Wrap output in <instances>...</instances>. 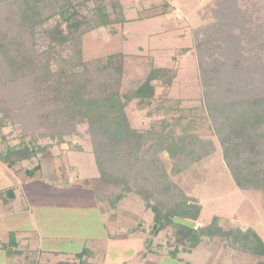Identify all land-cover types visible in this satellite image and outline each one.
<instances>
[{"label":"trees","instance_id":"16d2710c","mask_svg":"<svg viewBox=\"0 0 264 264\" xmlns=\"http://www.w3.org/2000/svg\"><path fill=\"white\" fill-rule=\"evenodd\" d=\"M211 16V23L194 31L191 47L206 119L236 188L264 190V24L243 11L239 0H216ZM125 22L119 0H0V132L8 117L20 131L0 162L10 169L40 155L36 166L23 171L33 179L43 164L57 160L54 146L82 152L68 142L79 136L90 145L98 171L82 184L110 210L129 195L139 197L152 213L147 243L170 231L172 258L204 246L205 264H264V242L256 231L222 224L217 217L202 224L201 206L170 178L213 151L212 142L190 130L197 118L184 115L179 101L168 105L157 94L158 84L172 86L176 71L152 67L129 80L123 53L83 59V36ZM131 102L149 118L163 116L148 129H135L126 115ZM42 139L50 143L40 145ZM73 171L63 162L57 168L66 182ZM14 199V189L0 190L4 205ZM15 245L13 237L0 241V250L10 252ZM87 255L84 248L59 264H100Z\"/></svg>","mask_w":264,"mask_h":264},{"label":"rangeland","instance_id":"374dc122","mask_svg":"<svg viewBox=\"0 0 264 264\" xmlns=\"http://www.w3.org/2000/svg\"><path fill=\"white\" fill-rule=\"evenodd\" d=\"M119 1L126 22L122 26L99 28L83 36V59L88 61L114 53H123L127 57L126 70L129 80L144 77L152 67L172 68L176 71L171 87L156 84L157 94L159 98L167 99L168 105L179 101V108L183 109L184 115L197 118V124L190 130L201 139L212 142L213 151L210 156L189 165L186 170L170 178L188 197L201 206L202 224H207L211 218L217 217L222 224L236 226L243 231L253 229L264 242V190L236 188L223 162L219 143L211 133V125L206 119L207 112L201 99L202 89L198 80L197 61L191 48L193 33L212 22L211 10L216 0ZM239 7L252 13L255 21L264 24V0H239ZM111 31L114 33L109 35ZM188 47L191 50L186 55L176 54L179 49ZM174 56H177V59L173 58ZM126 115L131 126L139 130L148 129L153 119L163 116L160 114L158 117L149 118L145 110H139L134 102L126 107ZM8 119L9 123L0 132V153L4 152L8 145L16 144L20 136L17 126L11 124L10 117ZM181 128L178 127L176 132L180 133ZM84 129L85 126L78 127L80 133H83ZM68 142L72 145L78 144L83 151L70 150L68 144L54 146L52 153L57 160L50 167L43 164L41 172H37L33 179H28L23 171L36 166L40 161V155L10 169L0 162V190L12 188L15 194V199L9 205H4L0 201V241L7 243L13 237L16 243L10 252L0 250V264H47V259L48 262L56 264L65 262L70 259L69 256H65L66 254L72 253L70 256H73L81 251L83 229L94 235V243L99 247L98 253L92 248L91 240L87 241L83 249L88 251L89 262L95 257L100 259L109 257L115 260L118 256L122 259L130 254L135 256V252L127 251L119 245L104 247L107 237L98 211L81 210L77 207L30 208L26 202V195L91 196L89 188L82 184L83 180L98 175L90 145L81 137L74 135ZM39 143L44 145L50 142L42 139ZM161 160L170 173L171 164L166 156L162 155ZM61 162L65 168L70 166L74 169L67 182L62 180L57 172ZM51 172H55V176L50 174ZM117 208H120L126 217H118L117 221L108 222L113 232L116 231L117 224L125 228L142 225L145 227L144 237L150 238L148 226L152 223V213L145 209L144 202L139 197L129 195ZM48 233L53 238L47 241L41 238L39 240L40 236L44 234L46 236ZM138 235L143 237L142 231H139ZM170 235V231H163L153 238L154 248L156 250L162 248L163 252L169 254L173 247L172 241L169 240ZM73 238L75 239L72 240ZM41 240L43 242L41 250L58 249L62 252L59 253L61 255L55 258L49 254H42L36 248L38 243L41 244ZM218 253L222 254V250ZM208 257L209 251L206 247L200 246L190 253L180 252L181 263L172 261V257L170 259L165 257L157 264H205ZM135 260L132 258L130 263Z\"/></svg>","mask_w":264,"mask_h":264},{"label":"crops","instance_id":"0c3cea01","mask_svg":"<svg viewBox=\"0 0 264 264\" xmlns=\"http://www.w3.org/2000/svg\"><path fill=\"white\" fill-rule=\"evenodd\" d=\"M43 196V195H42ZM26 202L29 203L30 208L37 207V206H49V207H58V208H81V210H95L98 211V214L100 216L102 227L104 228V232L106 234L107 240L105 241V248L109 245H119L122 246V248L126 249L127 251L132 250L135 252V256L126 255L125 258H120L119 256L117 259L112 260L109 259V257H102L100 258H92V263L98 262L100 264H157V262H160V260L165 257L167 259L171 258L169 254L166 252H163V249L156 250L154 248V239L150 240L148 243L146 242L147 237H144L143 232H145V227L142 225H136L135 227H122L117 224V227H115V232H113L112 227H109L110 220H118V217L125 218L126 216L123 214L122 211H120V208H116L114 210H110L105 204L97 203L93 195L91 193L90 195H67V196H59V197H53V196H44V197H37L36 195H31V197H27L26 195ZM125 216V217H123ZM109 222V223H108ZM120 222V221H119ZM121 223V222H120ZM37 228V227H36ZM38 229V228H37ZM142 231L143 237H140L138 235V232ZM45 235V234H44ZM40 236L42 240L51 239L53 238L52 235L49 233L46 236ZM73 238L72 240H74ZM41 240V244L36 246L40 250L42 254H49L53 257L57 258L62 253L60 250H41V245L43 244ZM88 240H91L92 242V248L94 250L98 251V245L94 243V235L89 234V231L87 229H83L81 231V250L83 247L86 246V243ZM70 241V240H69ZM71 242V241H70ZM204 247V246H203ZM147 248V249H146ZM205 248V247H204ZM65 255V253H63ZM70 254H66L65 256H69L71 259L72 256ZM185 254V253H183ZM140 257V258H139ZM132 258H135L136 260L132 261ZM70 259L66 260L69 261ZM172 261H177L178 263L182 262V259L178 257L172 258ZM208 259V258H207ZM48 262V259L46 260Z\"/></svg>","mask_w":264,"mask_h":264}]
</instances>
